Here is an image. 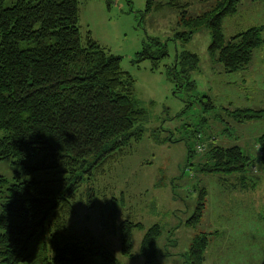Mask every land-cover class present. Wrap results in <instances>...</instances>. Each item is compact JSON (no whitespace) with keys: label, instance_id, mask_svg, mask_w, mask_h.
Returning a JSON list of instances; mask_svg holds the SVG:
<instances>
[{"label":"trees","instance_id":"obj_1","mask_svg":"<svg viewBox=\"0 0 264 264\" xmlns=\"http://www.w3.org/2000/svg\"><path fill=\"white\" fill-rule=\"evenodd\" d=\"M6 1L0 0V131L5 134L0 139V161H12L27 175L56 172L66 177L55 182L14 183L0 178V195H4L0 264H121L100 240L119 237L121 254L132 257L133 232L144 226L119 223L124 198L102 202L99 180L131 152L132 141L142 139V131L134 133V129L146 120L147 113L134 100L132 78L123 70L122 59L108 55L91 33L83 39L81 0H16L9 8ZM241 4L242 0H216L210 10L191 17L189 4L183 0H149L146 12L177 11L181 31L175 39L184 43L197 31L208 30L211 61L234 74L245 71L255 51L264 45V26L226 39L224 21L236 16ZM157 44L161 46L159 58H153L148 49L141 58L166 57L165 46ZM199 64L198 55L183 54L177 63L181 71L173 67L169 76L179 88L192 91L196 84L191 74ZM205 99L207 110L215 108L211 98ZM227 114L240 123L264 118V110L251 108L227 110ZM259 151L264 156V135ZM253 163L238 146L213 145L208 162L199 164V172L222 175L225 184L235 176V187L248 191L256 187L248 176ZM208 195L207 189L200 191L187 226L200 225ZM99 205L103 206L102 234L89 226L73 228L71 222L80 207L91 213ZM216 234H196L186 264H205ZM161 236L160 225L147 231L141 248L146 264H157Z\"/></svg>","mask_w":264,"mask_h":264},{"label":"rangeland","instance_id":"obj_2","mask_svg":"<svg viewBox=\"0 0 264 264\" xmlns=\"http://www.w3.org/2000/svg\"><path fill=\"white\" fill-rule=\"evenodd\" d=\"M16 2L7 0L5 6L12 7ZM148 2L80 1L83 39L91 33L108 55L122 59V68L133 81L134 100L147 113L146 120L134 129V133L142 131L141 141H132L131 152L99 180L102 202L124 198L119 223L130 221L144 228L133 232L132 257L121 254L119 237L107 236L100 241L121 264H146L142 242L150 228L160 225L157 264H186L194 236L218 232V236L213 235L205 264H264V164L257 162L264 118L240 123L227 114V110L245 108L264 110V45L255 51L245 71L225 73L209 57L212 39L208 30L197 31L188 43L176 40V33L181 31L179 13L169 8L147 13ZM183 2L189 4V16L195 17L210 10L216 0ZM261 26L264 2L242 0L239 13L225 19L224 35L230 40L251 27ZM262 36L264 40V33ZM157 42L165 46L167 56L142 59L145 49L153 58H159L161 46ZM186 53L200 58L198 70L191 74L196 84L192 91L179 88L169 76L173 67L181 71L177 63ZM204 97L211 98L215 108L207 110ZM4 135L0 131V139ZM213 145L238 146L254 160L248 171L255 182L254 189L236 188L235 176L225 184L222 175L199 172V164L208 162ZM1 177L14 183L55 182L66 176L56 172L27 175L22 167L8 160L0 161ZM203 188L209 194L206 212L198 227H189L187 222L196 211ZM3 197L1 194L0 204ZM102 207L99 205L91 213L80 207L77 219L71 222L73 228L89 226L96 234H102Z\"/></svg>","mask_w":264,"mask_h":264},{"label":"water","instance_id":"obj_3","mask_svg":"<svg viewBox=\"0 0 264 264\" xmlns=\"http://www.w3.org/2000/svg\"><path fill=\"white\" fill-rule=\"evenodd\" d=\"M263 161H264V156H261V157L258 158V161H257V162H258V163H261V162H263Z\"/></svg>","mask_w":264,"mask_h":264},{"label":"built area","instance_id":"obj_4","mask_svg":"<svg viewBox=\"0 0 264 264\" xmlns=\"http://www.w3.org/2000/svg\"><path fill=\"white\" fill-rule=\"evenodd\" d=\"M199 150L201 151V150H202V148H201V147H199Z\"/></svg>","mask_w":264,"mask_h":264},{"label":"crops","instance_id":"obj_5","mask_svg":"<svg viewBox=\"0 0 264 264\" xmlns=\"http://www.w3.org/2000/svg\"><path fill=\"white\" fill-rule=\"evenodd\" d=\"M262 154L261 153H259V156H261Z\"/></svg>","mask_w":264,"mask_h":264}]
</instances>
